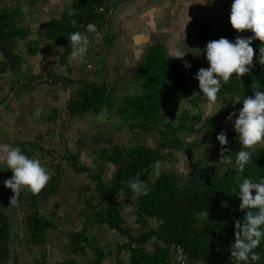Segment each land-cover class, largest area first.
<instances>
[{"label":"trees","instance_id":"obj_1","mask_svg":"<svg viewBox=\"0 0 264 264\" xmlns=\"http://www.w3.org/2000/svg\"><path fill=\"white\" fill-rule=\"evenodd\" d=\"M118 1L70 0L69 4H64L63 9H60L59 15L39 23L34 38L30 37L33 30L29 24H22L23 17L18 18L19 6L15 10L0 7V76L22 66L24 60L18 51L20 43L23 44L24 51L31 55L40 50L46 52L52 46L61 48L59 65L64 66L62 69L68 73L73 62L90 68L91 64L85 56L83 62L67 61V56L72 51L69 36L79 31L91 42L94 35L107 29L109 16ZM68 8L75 10V15L69 16ZM73 20L75 24L71 23ZM89 23L96 26L95 32L86 31ZM210 27L209 23L192 24V32L199 41L203 55L204 47L209 41L223 37L235 42V29L212 33ZM251 47L254 49V56L250 72L239 79L234 73L228 83L221 81L217 100L225 105V109L204 117L211 131L207 141L211 143L216 156L215 162H218L219 167H209L202 161L199 162L200 160H190L186 175L170 166H160V175L157 176L155 166L157 162H171L173 150H189L200 144L196 140L189 147L187 141L180 138L179 132H194L196 124L201 120V112L180 110V106L187 99L194 108L197 107L203 94L195 76L169 57L163 43L155 42L147 46L137 62L129 67L113 64L110 68L112 73L105 72L103 68V76L98 80L88 77L72 79L61 69L50 70L41 75L13 77L14 87L16 85L23 90H30L42 82L59 83L67 92V120L87 113L98 117V114L106 110L107 117L113 112L118 116L119 123L133 133L129 144L110 142L103 146L99 150L100 161L96 160L95 169L79 159L78 150L84 143L83 137L79 138L81 145L74 152L65 145L63 158L76 173H87L88 178L94 182L96 193L95 197L89 199L95 200L87 206L89 210H79L81 227L67 233L70 239V256L55 264H103V259L110 255L115 256L116 264H178L174 260L175 246L183 249L184 264H243L231 258L230 254V247L234 243V221L242 219L245 211L239 209L237 180L242 182L243 178H248L257 182L259 177H264V144L255 146L254 151L250 150L251 160L245 165L243 174H239L235 161L241 145L237 139L238 134L230 128L229 120L225 118L231 112H236L238 116V111L243 106L242 100L254 96L253 84L261 85L258 90L264 92V64L260 63L264 60V54L259 53L260 47L264 45L255 39ZM191 84L193 89L190 88ZM128 86L130 88L126 90ZM123 88L124 93L118 95ZM238 99L241 100L237 101ZM100 118H103L102 115ZM221 130L225 132L228 141L223 146L216 139ZM99 131L103 132L102 129ZM152 132H157L160 137L150 146L144 140ZM222 148L229 150L224 155H230L231 164L219 162ZM39 149L52 150L44 146ZM104 163L113 166L112 175L107 179L102 177ZM57 165L60 167L59 163ZM10 171L7 169V172ZM133 177L147 185V195L135 193L129 188L128 181ZM58 184L59 175L56 174L38 195L29 192L30 202L24 206L18 205L24 192L28 191L27 188L21 191L17 203L12 204L4 201L5 193H8L0 184L1 264H6L5 259L10 254L14 206L22 207L20 223L25 228L24 239L27 244L37 246L44 243L47 231L57 228L55 222L40 210L38 200L56 195ZM252 194L255 195V190H252ZM125 208H128V212L123 211ZM130 218H133L132 222L129 221ZM93 225L115 231L123 240L115 242L114 251L105 250L88 232ZM88 250L92 252V258L88 261H78L75 258L79 254L85 255ZM255 251L261 256L260 261L255 264H264V239ZM122 252L127 254L126 260L121 258ZM30 264H49L46 252L42 251L39 258Z\"/></svg>","mask_w":264,"mask_h":264},{"label":"rangeland","instance_id":"obj_2","mask_svg":"<svg viewBox=\"0 0 264 264\" xmlns=\"http://www.w3.org/2000/svg\"><path fill=\"white\" fill-rule=\"evenodd\" d=\"M198 2L199 3L196 1L195 3L193 2L191 13L189 14V12H187V14L184 15L186 19L184 21L188 24L187 27H189V23L191 22V20L188 19L191 18L193 24L209 23L211 26L210 31L212 33L224 32L226 29L232 28L229 22L230 11L223 12V8L227 7L225 4L231 2V0H211L208 4H203L206 0H198ZM69 3L70 0H0V7L15 10L17 6H19V12L21 15L18 13V18L23 17L24 20L22 21V24H29L33 30L30 37L34 38L35 29L39 23L50 17L57 16L60 9H63V5ZM122 4L123 2L118 1L114 5L119 11L123 7ZM218 7L220 8L218 9ZM111 21L113 22V19H111ZM111 21L109 24H111ZM108 27L112 32L110 33L109 31L104 30L100 31L99 35H94L93 40L95 43H89L88 50L84 54L87 61L91 64V67L86 68L82 64L80 65L73 62L72 71L78 76V78L88 77V79L98 80L103 76V68H105V72L112 73L113 70L112 72L110 71V68L112 67L111 65L118 63L123 65L124 60L122 57L113 61V57H118L120 54V51H116V42L113 40L107 42V40V43H104L105 40L103 41V36L105 34H109L110 37L116 38V35L114 36L113 34L115 29L114 26L112 28L111 25L110 28V25H108ZM192 31H194L193 28L189 29V31H186V33L181 36L182 40L179 42L178 51L185 52L183 58H172L176 63L182 65V68L185 71L189 72L192 76H195L201 67L206 69L209 67V64L205 55L201 53L199 41L195 38ZM252 35L253 33L251 30H242L239 33V36L241 37H250ZM116 39L118 41V38ZM20 44L21 47L18 46V51L22 55L24 62L18 70L14 72L8 71L12 77H22V73L25 75L29 72L41 75L50 70L60 71L61 69L66 71L61 68V65H59L61 48L52 46L51 49L46 52L40 50L37 54L31 55L26 53L23 44ZM108 50L114 51V54L109 57L110 65H108L109 63L106 64L108 57L105 56V51ZM70 54L67 56L68 62L70 60ZM141 55L142 51L140 49L133 52L131 54L132 57L130 56L131 61L125 66L129 67L135 64ZM185 61L191 66L185 68ZM10 74L4 73L3 75H6L9 78ZM5 79L2 81L5 82ZM196 82L198 83L197 85H199L198 80ZM3 85L5 86V84ZM129 88L130 87L128 86L125 89L128 90ZM190 88L193 89L192 84L190 85ZM4 90L6 92L9 91L6 88H4ZM37 90L40 93L37 101L29 106L28 110L24 113H18L17 117L19 119L13 120L11 127L6 126L2 122L3 117L0 112V142L3 139H6L7 135L11 136V141L19 140L21 137L24 139L27 138L25 142H22L21 144H18L20 142H14L12 146L20 147L22 153L29 158L38 159L48 170L51 177L56 174L59 175V184L56 195L49 196L44 200H38L40 210L55 222L57 228L47 231L44 243L37 246L27 244L24 239L26 231L24 226L20 223V218L23 215L22 207L18 208L14 206L9 243L10 254L8 258L5 259L6 264H30L39 258L42 251L46 252L49 264H55V262L70 256L68 252L70 239L67 233L70 230H77L81 227L79 210L82 208L88 209L87 206L95 201L94 199H89L95 197L96 191L94 189V182L88 178L87 173H76L67 160L63 158V152L66 151L65 145H68L67 148L71 152H74L76 149L78 150V145H81L78 142L79 138L83 137L82 139L84 143L78 150L80 154L79 159L82 163L95 169L96 160L100 161L99 150L103 146L108 145L110 142L124 144L132 142V131L126 128L125 125H121L118 121V116L113 112L110 113L108 117V111L103 110L102 113L97 115L98 117H96V114L93 115L92 113H87L82 116L71 117L67 120V113L65 110V101L67 97L66 90H64L59 83L50 84L47 82L37 84ZM123 90L124 88L117 94H123ZM195 93L196 91L194 90L193 94ZM19 106H24V104ZM55 107H58L57 111H55ZM183 109L189 110L191 113H197L200 111L202 117L196 124L194 132L191 133L186 130H181L179 136L181 139L187 141L189 147H191L196 140L200 141L199 143L201 145L193 146L189 150H173L172 161L169 163L162 162L160 163V166H170L184 175H186L189 170L190 160H200L199 162L202 161L206 166L219 167L218 162H215L216 156L211 148V143L207 141L209 140L211 131L209 130L207 123L204 121V117L216 113L219 109H225V105L218 100H216L215 103H210L203 95L199 100L198 106L195 108L189 101H187V99L184 100L180 106V110ZM1 110L5 111L6 109L1 108ZM26 112L30 114H26ZM101 115L103 118H100ZM46 117H50L49 120ZM64 118H66V120ZM235 119L236 117H233L232 120L228 121L230 128L233 130V122ZM24 121L26 123L27 121L30 122L21 125ZM16 124H18V126ZM42 126L45 128H42ZM46 129L49 130L47 131ZM100 129H102V133L99 131ZM159 137L160 135L157 132L148 133L144 141L148 145L153 146L154 143L159 140ZM259 145L263 144H258L256 146ZM41 146H44L45 148L50 147L52 150H40L39 147ZM57 163L60 164V167ZM104 170L102 177L107 179L112 175L113 166L110 163H104ZM5 190L8 194L6 195L5 193L6 196L4 199L10 203V198L12 197L13 192H8L7 187H5ZM29 192V190L24 192L22 201L18 206H24V204L30 202ZM55 204H57V207ZM123 211L128 212V208H125ZM132 219L133 218H130L129 221L132 222ZM88 232L94 237L96 243L100 244L105 250L111 249L114 251L115 242L123 240V238L115 231H109L105 229L104 226L100 225L91 226ZM17 233L19 234L18 236ZM75 258L78 261H88L92 258V252L88 250L85 255L79 254L76 255ZM121 258L126 260L127 254L122 252ZM1 263L2 259L0 258V264ZM103 264H116L115 256L110 255L109 257L104 258Z\"/></svg>","mask_w":264,"mask_h":264},{"label":"clouds","instance_id":"obj_3","mask_svg":"<svg viewBox=\"0 0 264 264\" xmlns=\"http://www.w3.org/2000/svg\"><path fill=\"white\" fill-rule=\"evenodd\" d=\"M210 2L211 0H206L203 4ZM67 12L69 16L75 15V10L71 8H68ZM229 22L237 32L251 30L253 35L237 36L234 43L221 37L205 45L204 54L209 67L206 69L201 67L194 78L199 82L200 92L210 103H215L217 100L221 81L228 83L234 73L239 79L250 72L254 56L252 41L258 39L264 45V0H232ZM71 23L75 24V21ZM86 31L95 32L96 26L89 23ZM69 40L72 47L69 63L83 62L90 43L88 37L76 31L70 34ZM259 53L264 54V47H260ZM184 55L185 52L177 50L169 57L183 58ZM260 63L264 64V60ZM190 66L187 61L184 62L185 68ZM260 87L259 84L252 85L254 96H248L242 100L243 106L239 109L238 116L236 112H231L225 118L232 120L233 116H236L233 128L238 134L237 139L241 148L236 154L235 163L236 170L241 175L245 165L251 160V151L255 150L256 145L264 144V92L258 90ZM216 139L222 146L228 142L223 130L217 134ZM226 151L229 150L221 149L219 159V162L225 165L232 163L230 155H224ZM0 164H4L12 172L11 177L3 181L4 186L13 192L10 198L12 204L17 203L24 188L33 195H38L51 179L50 173L41 162L24 155L18 146L0 144ZM155 173L157 176L160 175L159 162L156 163ZM237 184L239 192H236V195L240 199L239 209L245 211L242 219L234 221V243L230 247V254L231 258L243 264H255L261 259L255 249L264 239V177H259L257 182L248 178H243L242 182L238 179ZM128 186L138 194L147 195L149 191L147 185L136 177L128 181ZM252 190H255V195L252 194Z\"/></svg>","mask_w":264,"mask_h":264},{"label":"crops","instance_id":"obj_4","mask_svg":"<svg viewBox=\"0 0 264 264\" xmlns=\"http://www.w3.org/2000/svg\"><path fill=\"white\" fill-rule=\"evenodd\" d=\"M119 1L123 2V7L121 10H119L120 12L118 11V8H114V10L109 16L107 29H105L111 33L112 30L108 29V25H110V28L111 25L112 28L114 26L115 29L113 34L114 36L116 35L118 41L116 38L110 37L109 34L104 35V33L107 31L103 33V41L105 40L104 43L107 40V42L112 40L116 42V51H120V54L118 57L114 56L113 61H115L117 58L122 57L124 60L123 65L121 64L122 66H125L131 61L130 56L133 52L139 49L143 52V50L147 46L155 42L163 43V45L167 49L168 55H174V52L179 50V42L180 40H182L181 36L184 35L186 31H189V29H192L193 20L191 18L189 19L191 20V22L189 23V27H187L188 24L186 23V21H184L186 20L184 15L187 14V12H189V14L191 13L193 2L195 3L196 1L198 3V0ZM231 4L232 0L231 2L225 4V6H227L225 8L227 9L223 8L224 13L230 11ZM219 8L220 7H218V9ZM111 19H113V22L111 21ZM110 21L111 24H109ZM239 33L240 32H237L236 37L239 36ZM93 43L95 42L92 39L90 44ZM112 54H114L113 50L105 51V56L108 57L106 64L109 63L108 65L111 64L109 57ZM63 67L64 66L61 65V68ZM7 73L10 74L9 72ZM63 73L69 74L68 76L72 79L78 77L72 71V69H70L69 73L66 71H64ZM35 74L36 73L29 72L28 74L24 75V73H22V76H33ZM12 78L13 77L11 76V74L9 78L6 75L0 76V112L2 113L3 117L2 122L8 127L12 126L13 120L19 119L17 117L18 113H24L25 111H27L29 106L33 105L37 101V98H39L40 96V93L37 90V85L34 88H31L30 90L19 89L16 85L14 87ZM3 79H5V82L2 81ZM3 84H5V86ZM4 88L8 89L9 91L6 92ZM23 104L24 106H19ZM1 108L6 110L2 111ZM57 109L58 107H55V111H57ZM27 113L28 112H26V114ZM29 122L30 121H27V123ZM27 123L24 121L21 123V125ZM16 125L18 126V124ZM42 128L45 127L42 126ZM22 138L23 137H21V139L19 140L11 141V136L7 135L6 139H3L0 144H8L11 146L14 144V142H20L18 144H21L22 142H25L27 140V138ZM0 184L2 185V189L5 191L3 181L0 182ZM7 189L8 192H11L10 188L7 187ZM4 201L6 200L4 199Z\"/></svg>","mask_w":264,"mask_h":264},{"label":"built area","instance_id":"obj_5","mask_svg":"<svg viewBox=\"0 0 264 264\" xmlns=\"http://www.w3.org/2000/svg\"><path fill=\"white\" fill-rule=\"evenodd\" d=\"M12 175V172H7L6 166L4 164H0V182L4 181L5 179H9ZM174 260L178 264L185 263V254L183 249L180 246L174 247Z\"/></svg>","mask_w":264,"mask_h":264}]
</instances>
